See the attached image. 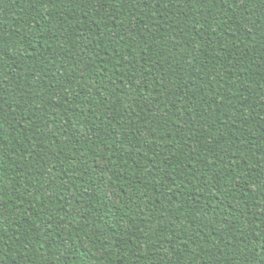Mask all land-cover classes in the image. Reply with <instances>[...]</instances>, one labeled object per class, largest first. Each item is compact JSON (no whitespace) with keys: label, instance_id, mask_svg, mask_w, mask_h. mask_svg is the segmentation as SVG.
<instances>
[{"label":"trees","instance_id":"16d2710c","mask_svg":"<svg viewBox=\"0 0 264 264\" xmlns=\"http://www.w3.org/2000/svg\"><path fill=\"white\" fill-rule=\"evenodd\" d=\"M0 264H264V0H0Z\"/></svg>","mask_w":264,"mask_h":264}]
</instances>
